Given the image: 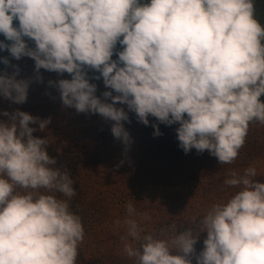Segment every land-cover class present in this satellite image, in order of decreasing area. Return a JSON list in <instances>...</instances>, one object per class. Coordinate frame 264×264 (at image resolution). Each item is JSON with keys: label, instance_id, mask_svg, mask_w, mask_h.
<instances>
[{"label": "clouds", "instance_id": "1", "mask_svg": "<svg viewBox=\"0 0 264 264\" xmlns=\"http://www.w3.org/2000/svg\"><path fill=\"white\" fill-rule=\"evenodd\" d=\"M0 35V51L30 58L36 74L19 78L20 67L0 57V99L23 105L31 85L43 83L41 69L67 73L48 82L62 104L114 122L111 132L125 145L131 112L145 126L149 117L178 125L185 153L207 150L230 164L250 122L264 123V25L255 0H0ZM101 79L103 98L91 82ZM50 122L0 109V264H77L85 233L70 207L74 180L49 155L48 138L34 135ZM256 175L254 167L233 173L224 183L239 191L226 203L171 243L145 235L128 255L138 264H264V182ZM123 223L138 239L137 220Z\"/></svg>", "mask_w": 264, "mask_h": 264}, {"label": "rangeland", "instance_id": "2", "mask_svg": "<svg viewBox=\"0 0 264 264\" xmlns=\"http://www.w3.org/2000/svg\"><path fill=\"white\" fill-rule=\"evenodd\" d=\"M0 57L20 67L19 78L36 75L30 58L16 61L6 50L0 51ZM4 69L5 65L0 64V71ZM40 75L43 83L31 85L25 104L10 105L0 99V109L19 108L42 120H51L43 132L34 135L48 138L49 155L74 180L77 196L70 207L81 217L85 233L78 245L77 264H138L136 257L128 255L127 246L140 249L145 235L171 243L177 233L202 219L213 205L226 203L239 191L224 183L233 173L242 175L245 169L254 167V179L264 182V123L250 122L245 143L230 164H220L207 150L185 153L178 146V125L165 126L149 117L150 124L145 126L131 112L129 122L124 123L131 142L125 145L111 132L114 122L99 114L78 113L62 104L59 92L48 82L70 79L69 74L41 69ZM89 75L98 73L90 71ZM91 82L97 84L98 96L108 90L102 79ZM117 107L127 111L126 106ZM152 124L159 125L161 135H153ZM129 205L135 209L132 217ZM128 218L138 222V239L128 234L123 223ZM195 248L197 254L202 250L203 236Z\"/></svg>", "mask_w": 264, "mask_h": 264}, {"label": "trees", "instance_id": "3", "mask_svg": "<svg viewBox=\"0 0 264 264\" xmlns=\"http://www.w3.org/2000/svg\"><path fill=\"white\" fill-rule=\"evenodd\" d=\"M255 18L264 25V0H255Z\"/></svg>", "mask_w": 264, "mask_h": 264}]
</instances>
